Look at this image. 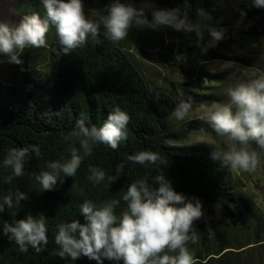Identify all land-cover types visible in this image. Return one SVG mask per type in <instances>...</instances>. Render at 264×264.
<instances>
[{
    "label": "trees",
    "instance_id": "obj_1",
    "mask_svg": "<svg viewBox=\"0 0 264 264\" xmlns=\"http://www.w3.org/2000/svg\"><path fill=\"white\" fill-rule=\"evenodd\" d=\"M143 1L155 2L162 8L178 7L187 16L195 11L186 0ZM197 7L209 18L219 19L225 15V11L221 9V0H199ZM238 8L244 14V21L236 33L239 40L248 34L257 35L253 30L258 27L264 33V8L255 7L253 0H241ZM50 29L54 33L52 45L57 51L48 83L47 94L51 97L46 101H35L29 93L22 104L15 103L12 97L8 102L5 99L0 100V199L17 190L29 197L28 200L21 201L20 207L15 209V217L7 209L0 214V264H96V261H90L86 257L77 261L62 259L58 255L59 246L55 243L57 226L75 219L85 223L80 212V206L85 200L93 201L97 205L102 201L119 200L120 204L116 208V214L119 215L127 207L122 197L128 186L140 179L151 183L160 174L171 182L175 191L201 202L204 215L195 222V227L204 239L208 234L206 219L214 233L217 232L215 226L220 218L229 220L232 224L237 223L234 217L242 208L237 198L232 169L220 160L213 159L211 148L202 145L177 148L165 142V131L170 120L174 118L171 113L181 100L178 93L166 89L153 90L142 69L121 41H111L106 37L104 26H100L101 43L97 44L89 36L82 47L73 50L69 55L63 54L56 27L51 22ZM225 39L229 42L227 47L216 45L199 53L197 57L188 56L185 64L180 65L187 80L182 85L185 92L190 91L186 87L199 90L202 88L198 82L202 81L199 78L201 59L229 58L225 52L230 50V43L235 41L231 37ZM233 58L239 62L244 60L237 55ZM193 93L199 98L196 100L199 104L214 101L216 96L213 93ZM52 94L56 95L55 99ZM43 103L45 107H42ZM117 106L131 117L127 125V140L121 141L115 150L106 144L95 145L92 154L83 157L74 177L65 178L63 184L58 182L51 191H43L35 180V175L47 170L49 161L70 159V147L80 149L78 143L71 144L64 139L76 128L77 119L86 118L87 126L95 125L99 128ZM32 145L39 146L40 155L30 152L25 162L24 175L13 177L9 182L12 170L2 167L8 150ZM251 145L256 144L252 142ZM140 151L158 153L168 163L161 165L158 161L156 164L140 165L128 159L129 155ZM121 164L124 166L121 176L110 187H105L108 176L116 175L117 167ZM90 167L102 169L106 173L105 181L94 185L88 179ZM72 184H75L74 188H71ZM41 213L46 217L48 244L42 246L39 253L31 246L28 251L20 252L15 242H10L2 235V227L6 221L11 223L15 219L26 218L28 214L38 218ZM263 233L264 223L262 226L257 225L255 242L243 248L264 245V237L259 236ZM230 245V248L236 249L238 244L234 240ZM227 250L228 248L220 246L215 253L206 251L201 257L207 264L211 259L221 261L233 252ZM213 255L216 257H212ZM104 264L114 262L105 260Z\"/></svg>",
    "mask_w": 264,
    "mask_h": 264
},
{
    "label": "clouds",
    "instance_id": "obj_2",
    "mask_svg": "<svg viewBox=\"0 0 264 264\" xmlns=\"http://www.w3.org/2000/svg\"><path fill=\"white\" fill-rule=\"evenodd\" d=\"M46 18L33 13L25 15L19 24L10 26L0 22V54L8 58V63L20 65V55L28 47L41 48L46 45L50 22L55 25L64 55L82 47L89 36L97 44L101 43L100 23L89 19L85 13L83 0H41ZM257 8H264V0H253ZM106 15L102 19L106 37L111 41H121L128 37L129 30L171 28L176 32H192L193 27L182 14L180 8H162L150 4L147 8L137 7L135 0H109L105 4ZM148 14L151 19H148ZM210 36L215 41L223 39V32L213 29ZM230 102L214 104L204 118L215 133L224 138L227 150L213 148L211 156L231 169L255 172L260 164V153L251 146L252 142L264 150V76L247 83H240L227 90ZM191 103L181 100L172 117L182 120L189 113ZM235 109V111H233ZM131 117L120 107L111 111L101 127L86 125V118L76 121V128L65 141L78 143L80 149L70 147L71 158L47 162V170L35 175V180L43 191H51L65 178L76 175L83 157L92 154L97 144H106L117 149L120 142L127 140V125ZM82 150V155H81ZM30 152L40 155L37 145L11 148L2 161V167L11 169L13 177L24 175V166ZM130 161L140 165H167L168 161L152 151H140L128 156ZM123 164L117 167L116 175L108 176L110 187L123 172ZM88 179L94 185L105 181L106 173L90 167ZM158 185V186H156ZM72 184L71 188H74ZM26 193L17 190L0 199V214L6 209L15 217L21 201L28 200ZM127 207L119 215L116 208L119 200L102 201L99 205L85 200L80 212L85 223L79 219L61 223L55 236L59 246L58 255L62 259L77 261L86 257L96 264L104 261L114 264H198L187 245L196 243L198 234L195 222L202 218L201 202L174 190L163 174L157 175L149 183L140 179L131 183L122 197ZM193 200L195 202H193ZM2 235L19 246L20 252L28 251L29 246L37 253L48 244L46 217L38 218L28 214L26 218L5 222Z\"/></svg>",
    "mask_w": 264,
    "mask_h": 264
},
{
    "label": "rangeland",
    "instance_id": "obj_3",
    "mask_svg": "<svg viewBox=\"0 0 264 264\" xmlns=\"http://www.w3.org/2000/svg\"><path fill=\"white\" fill-rule=\"evenodd\" d=\"M186 1L195 10L193 14L187 16L188 22L193 27L192 32H176L171 28L159 30L132 28L128 37L121 40V43L134 57L153 90L176 91L181 100L191 103V109L184 119L177 120L174 117L170 120L164 136L166 144L177 148L202 145L211 149L215 147L224 152L227 150L224 138L215 133L204 118L205 113L214 104L230 102L227 92L229 88L264 76V33L262 28L258 27L253 30L257 35L248 34L239 40L236 33L244 21V14L238 8L241 0H221V9L225 11V15L219 19L209 18L201 8L197 7L199 0ZM83 2L86 16L91 20L101 21L100 26H103L102 19L106 15L104 7L109 0H83ZM135 3L137 7L147 8L150 4L160 7L152 1L135 0ZM33 13L46 18L41 0H0V22L10 26L19 24L23 16ZM148 19H151L150 14ZM213 29L222 31L223 39L213 40L209 34ZM226 37H231L232 41H235L230 43V50L225 52L229 58L201 59L199 78L202 81L198 80V82L202 88L199 90L195 87H186L190 91L185 92L182 85H185L187 80L180 70V65L185 64L188 56L197 57L199 53L206 52L216 45L227 47L229 42H226ZM53 41L54 33L49 28L46 45L41 48L24 49L20 55L23 61L20 65L8 63V58L0 54V100L5 99L8 102L12 97L15 103L22 104L29 93L35 101H46L51 97L47 94L48 83L57 52L53 48ZM187 48L190 49L186 50ZM235 55L244 60L242 62L234 60ZM194 91L201 95L213 93L216 96L214 101L199 104L196 102L199 98L194 95ZM52 96L53 99L56 98L55 94ZM45 106L43 103L42 107ZM252 148L260 153V164L256 171L232 169L237 198L242 208L234 217L237 223L232 224L229 220L220 218L215 226L217 232L214 233L206 219L208 234L205 239L196 229L198 240L196 243L189 242L187 247L194 253L198 264H207L201 255L206 251L215 253L214 251L220 246L233 252L221 261L211 259L209 264H264V245L243 248L255 242L257 225L262 226L264 223V150L257 145ZM259 236L264 237V233ZM234 240L238 244L236 249L230 248L232 247L230 243Z\"/></svg>",
    "mask_w": 264,
    "mask_h": 264
}]
</instances>
